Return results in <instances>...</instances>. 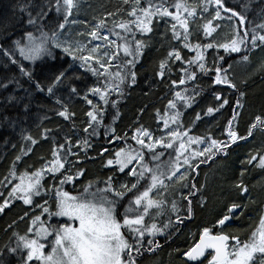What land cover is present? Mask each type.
Wrapping results in <instances>:
<instances>
[{
	"label": "snow or ice",
	"instance_id": "snow-or-ice-1",
	"mask_svg": "<svg viewBox=\"0 0 264 264\" xmlns=\"http://www.w3.org/2000/svg\"><path fill=\"white\" fill-rule=\"evenodd\" d=\"M81 2L82 0H54V2L41 0L39 4L25 5L21 11L27 12V25L31 26L38 35L33 31L26 32L23 40H13L9 48L0 46V55L6 58L8 63L17 65L21 76L29 80L32 79L31 72L15 58L17 52L23 60L35 62L45 55L52 56L53 48H60L63 53L72 57L74 62H79L81 68L92 72L97 78V85L88 88L83 96L90 106V110L86 113L88 124L83 131L93 137L98 134V129L102 126L104 109L93 104L89 94L98 97L105 106L111 103L113 108L116 107L118 101H110V95L113 92L122 95L123 85L128 82L133 85L136 83L135 64L147 47L143 39H137V34L143 37L152 33L154 21L156 24L164 21L166 28H170L172 38L181 42L183 49L195 52L194 57L186 60V66L185 58L182 57L179 49L169 51L167 58L159 63L157 75L163 79L166 73L171 75L172 65L181 62L179 80H171L172 86L196 81L197 71L192 70L193 66H196L202 75L214 73L215 78L212 81L214 85H229L235 88L227 74L231 65L228 69L224 68L220 63L224 60V56H219L218 50L223 49L225 53L237 54L241 53L242 49L246 53L257 48L264 50V23L255 24L254 21L247 19V5H244L241 11H236L234 6H226V0H201L199 5H189L184 0H175L174 3H169V0H144L145 6H141V0H122L123 5L130 6V11L125 13L121 7L115 12H108L107 16L113 18L109 27L104 19L90 26L85 21H77L73 18L74 13L79 15ZM170 8H174L175 11H170ZM210 8L214 9V15L207 18L206 22L198 23V20L205 19V14H209ZM53 11L54 17L51 15ZM118 15H126L128 19L117 20L115 17ZM258 18L264 19V8L261 9ZM225 19L233 24V29L225 42H218L214 33L220 28V21ZM78 23L89 30L86 33L75 34L68 31ZM246 24L247 28L244 27ZM190 26H194L197 39L202 32L204 38H210L209 42L191 44L189 39L193 36V31H190ZM45 28L48 30L45 31ZM110 36L113 38L110 39ZM85 37L90 38L87 44L82 43ZM209 49L217 51V57L213 58L211 68L205 62V53ZM242 59L248 61L249 55H243ZM117 61L122 62L116 63ZM113 65H115V71L112 70ZM66 79H79V77L66 78V73L60 72L47 87L48 95L55 96L58 86L64 84ZM12 83L20 87L19 81L14 76H0V89H6ZM35 87L39 91H44L38 82L35 83ZM188 93L187 88L183 91H175L173 99L168 100L164 114L162 116L157 114L158 125L160 122L163 123V129L158 127L161 132L159 136L143 126L136 127L130 137L127 134L123 137L117 136L115 130H111L109 143L115 140L120 141L124 146L115 150L114 158L107 159L106 164L117 166L120 174L134 181L120 183L118 187L114 185V179L110 176L106 181H98L96 184L89 181L76 195L65 190L64 186L84 175L85 170L77 168L78 159H69L77 156V153L72 151L70 136L65 134L63 143L55 138V134L62 129H44V138L47 139L49 136L53 138L51 159L44 160L39 168L30 170L31 166H29L18 173L17 164L33 151L31 146L38 143L32 135H22V140L26 142L25 147L21 148L20 154L15 156L8 174L0 180V187L11 185L7 197L0 192V198L3 199V203H0V213L4 212L15 199L22 200L25 205H33L34 198L43 199L44 196H48L52 205H49L47 199L43 200L42 204L36 205L41 209L40 214L33 215L31 224L24 235L13 232L15 244L12 246L10 242L5 245L7 253L16 256L20 264H33V262L38 264H139V258L145 251L152 252L158 248L159 242L154 238L158 234H164L167 228L173 226L178 228L183 223V218L179 214L177 203L173 201L171 212L176 217L174 222L169 219L163 226H158L156 222L146 224L145 218L150 215V210L154 209L158 215H161L167 203L165 199H152L150 193L153 190L159 193L161 189L167 191L170 185L178 186L176 190L181 193V201H187L189 205L186 213L190 218L191 200L184 196L183 192L189 188L198 191L195 183H188L191 172L194 171L193 165L197 160L200 163L211 161L217 153H225L231 143H235L238 139H246L232 129L237 116L235 111L232 119L228 121V141H221L210 135L203 137L189 135L182 124V112L178 104L186 108L191 107L195 103V97L199 96L200 90L194 87L191 89L192 94ZM78 94L79 90L76 87L70 88V97ZM8 99L18 98L9 96ZM215 99L223 100V102L218 108L208 107L204 116L218 112L228 104V100L223 99L219 94L215 96ZM53 104L55 107L50 110L65 121L75 116L61 97H57ZM237 106H239V100H237ZM24 111L27 114L29 104L24 105ZM201 118V114L197 113L195 120L199 121ZM7 119L5 117V120ZM43 119L46 120L48 117L45 116ZM258 126H264V118L260 116H257L249 127L248 136H252L254 129ZM104 131L107 135L109 129L105 127ZM129 140L134 141L136 147L129 144ZM79 143L80 141H77V145ZM84 144H89L87 139L84 140ZM13 147L15 148V145ZM108 152L107 148H102L99 155L103 156ZM257 159L259 160L257 167L264 170V156L258 158L252 155L244 163L252 164ZM46 177L52 181L47 186L43 182ZM99 183L105 186L99 187ZM236 188L242 196L248 193V188L244 186L242 179ZM195 191L189 192V196L195 195ZM125 200H127L126 205ZM246 207L245 204H231L227 208V214H224L216 223L224 226L227 221L236 217L237 211L243 214ZM45 214L47 218L42 219ZM53 217H66L67 221L51 223ZM215 227V225L212 229L204 227L198 242L183 252V256L187 257L188 261H199L201 257L207 259L205 254L211 250L209 252L211 259H208L207 264H264V215L259 217L258 226L247 240L239 239L236 234H224L222 229L213 234ZM46 249L50 250L46 251ZM3 252L4 249H0V264H6Z\"/></svg>",
	"mask_w": 264,
	"mask_h": 264
},
{
	"label": "trees",
	"instance_id": "trees-1",
	"mask_svg": "<svg viewBox=\"0 0 264 264\" xmlns=\"http://www.w3.org/2000/svg\"><path fill=\"white\" fill-rule=\"evenodd\" d=\"M40 2L41 0H0V46L9 48L13 40H23L26 32L33 31L35 33V30L27 25V12L21 11V8L27 4H39ZM174 2L175 0H169V3ZM184 2L189 5H199L201 0H184ZM244 5L248 6L246 13L248 20L254 21L255 24L264 23V19L258 18L261 9L264 8V0H226V6H234L236 11H241ZM141 6H145L144 0H141ZM121 7L125 13L130 11V6L123 5L122 0H82L79 15L74 13L73 18L77 21H85L90 26L100 19H104L111 27L113 18L108 17L107 13L115 12ZM170 11L175 10L170 8ZM197 14L199 17V8ZM51 15L55 16L54 11ZM211 15H214L213 8H210L209 14H205V19L198 20V23L206 22V19L210 18ZM115 19H128V17L118 15ZM60 21L62 22V17H60ZM220 25V28L214 33V37L218 42H225L232 32L233 24L225 19L220 21ZM244 27L247 28L248 25L246 24ZM47 30L45 28V31ZM88 30L83 24L78 23L77 26L68 31L75 34L86 33ZM190 31H193V36L189 39L191 44L209 42L210 38H204L202 32H200L199 39L195 37L194 26H190ZM35 34L38 35V33ZM112 38L110 36V39ZM89 39L85 37L82 39V43L87 44ZM137 39H143L147 47L135 64L136 83L133 85L128 82L123 85L122 95L116 92L111 93L109 99L110 101H118L116 107L113 108L111 103L105 106L98 97L89 94V99L93 100V104L104 109L102 126L98 129V134L95 137L83 131L88 124L86 113L90 110V106L83 99V96L88 88L97 85V78L92 72L81 68L79 62H74L72 57L63 53L60 48H53L52 56L45 55L35 62L23 60L17 52L15 58L31 72L32 79L29 80L27 77L21 76L17 65L8 63L6 58L0 55V76H14L20 85L17 87L15 83H12L6 89H0V180H3L8 174L15 156L20 154L21 148L25 147L26 142L22 140V135L30 134L38 143L31 146L33 151L24 156L22 161L17 164L18 173L29 168V166H31L30 170L39 168L44 160L51 159V150L54 146L53 138L49 136L45 139L43 135L44 129L49 128L53 130L62 129L55 134V138L61 143L64 142L65 134L70 136L72 151L77 153V156L69 159H78L77 168L85 170L84 175L75 178L72 183L64 186L66 191L76 195L79 190H82V186L89 181L96 184L98 181H106L110 176L114 179V185L118 187L119 183H123V180L128 179V177L120 174L116 166H108L106 161L113 158L115 150L124 144L115 140L109 143L111 130L114 129L116 135L120 137L125 134L130 137L135 128L140 126L153 133H161L158 127L163 129V123L160 122L158 125L157 114L159 113L161 116L164 114L168 100L173 99V93L187 88L188 94L191 95V89L198 88L200 94L195 97V103L191 107L186 108L178 104V108L182 112L184 129L196 137L210 135L212 138L228 141V121L232 119L235 111L237 116L232 129L246 139H238L235 143H231L225 153L216 155L213 160L206 162L207 165L198 162L199 166H195L197 173L193 180L196 182L201 180L204 184L206 180L207 183L205 191L203 190L201 196L199 195L194 206L192 204L191 217H187L186 210H183L180 215L184 216L182 217L185 221L183 228H178L172 234L169 242L158 240L159 247L155 249L153 254L148 255V252L145 251L139 258V264H194L185 260L183 252L187 251L197 241L200 228L209 227L212 229L215 225L217 231L222 229L225 234H236L239 239L245 240L248 239L252 230L259 223V217L263 213L264 181L262 180L264 177L261 175L262 172L257 169L255 161L252 164L244 162L251 157L250 150L257 147V141L264 142V131L262 130L264 126H258L257 135L252 138L248 136L247 132L248 126L253 124H248L249 120L255 121L257 116L264 118V67H261L264 65V50L261 49L254 53L247 65L239 63V60L243 55H249L252 51L246 53L242 49V52L237 54L225 53L223 49L218 50V55L224 56V60L220 61L224 68L228 69V66L231 65L227 74L235 88L229 87V85H214L212 83L215 78L214 73L202 75L196 66L192 68L193 71H197L198 79L196 81L172 86L171 80H179L181 62L172 65L171 75L166 73L163 79L157 75L159 63L167 58L169 51L179 49L182 57L185 58L186 66V60L194 57L195 52L183 49L182 43L172 38L170 28H166L164 21L158 24L154 21L153 32L143 37L137 34ZM121 56H123L122 52ZM214 57H217V51L215 49L207 50L205 62L209 68L212 67ZM121 62L117 61L116 63ZM112 70L115 71V65L112 66ZM60 72H65L66 78L79 77V79H66L64 84L58 86L56 95L50 97L47 93V87ZM37 82L44 91L36 89L35 83ZM71 87H76L79 94L70 97L69 90ZM217 94L221 95L223 99H227L228 104L220 111L204 116L208 107L218 108L219 104L223 102V100L216 101L215 96ZM9 96L18 99L9 100ZM57 97H61L63 101L67 102L70 112L75 113L72 119L65 121L50 110L55 107L53 101ZM237 100H239V106H237ZM25 104H29L27 114L24 111ZM197 113H200L202 117L199 121L195 120ZM45 116L48 119H43ZM5 117L8 119L5 120ZM105 127L109 129L107 135L104 131ZM86 139L89 142L88 145L84 144ZM77 141H80L79 145H77ZM128 143L136 147L134 141L129 140ZM102 148H107L109 152L103 156L99 155ZM242 172L243 176H241ZM241 179L244 186L248 188V193L243 194V196L236 188ZM43 182L45 186L52 183L48 177ZM98 186L104 187L105 185L99 183ZM10 190L11 185L0 187V192L3 193L4 197H7ZM195 196L192 195L190 199H195ZM128 198L131 199V197ZM45 199L49 200V205H52L48 196H44L43 199L34 198L33 205H25L22 200L15 199L11 201L4 212L0 213V249H4L3 259L6 264H20L16 256L7 253L5 245L11 242V245L14 246L13 232L20 235L26 233L33 215H39L41 212V209L37 208L36 205L42 204ZM0 203H3L2 198H0ZM233 203L245 204L247 207L243 210V214L237 211L236 217L231 219L229 227L224 226L230 228L227 232L224 227L223 229L216 222L224 214H227V208ZM124 204H127V200L124 201ZM183 206L188 208L187 201L183 202ZM121 211H123L122 208ZM46 216L47 214L42 216V219H46ZM54 220L52 219L50 222L61 221L59 219ZM203 261H201L202 264ZM33 264H38V262H33Z\"/></svg>",
	"mask_w": 264,
	"mask_h": 264
},
{
	"label": "rangeland",
	"instance_id": "rangeland-1",
	"mask_svg": "<svg viewBox=\"0 0 264 264\" xmlns=\"http://www.w3.org/2000/svg\"><path fill=\"white\" fill-rule=\"evenodd\" d=\"M175 10V9H174ZM261 50V48H257V49H255L254 51H252L250 54H249V60L248 61H243V59H242V57H241V60H239V63H242V64H249L250 63V59H251V56L254 54V53H256V52H258V51H260ZM254 121H251V120H249L248 121V124H252ZM248 129H249V126H248V128H247V132H248ZM257 128H255L254 129V131H253V135L252 136H250V138H252L254 135H257ZM261 130V129H260ZM262 130L264 131V127L262 128ZM262 130H261V132H262ZM161 133H154V135H157V136H159ZM189 134V133H188ZM189 135H191V136H193V137H196L195 135H193V134H189ZM250 141V140H249ZM195 147V146H194ZM116 150H118V149H116ZM251 151V156L252 155H256L257 153H259V155H256L258 158H259V156H264V142L262 143V142H259V141H257V147L255 148V149H251L250 150ZM218 154H223V153H217V155ZM113 158H114V155H113ZM251 158V157H250ZM249 158V159H250ZM198 162H199V160H197L196 161V163L193 165V168H194V171L193 172H191V179L188 181V183L189 184H192V183H195V185H196V189H198V191H195V190H193V189H191V188H189V189H187V190H185L184 192H183V195L184 196H187L188 197V199H190V197L191 196H189V192H192V191H195V195L197 194V196H195V199H190L191 200V207H192V204H193V206H194V202L196 201V200H198L199 199V195L202 193V191L204 190L205 191V188H206V180H205V184H204V182H201V180L199 181V182H196V181H194L193 180V178H194V176L196 175V173H197V171H195L196 169H195V166L196 165H198ZM256 164H258V162H259V160L257 159L256 161ZM206 165L208 164V163H205ZM205 165V166H206ZM115 166V165H114ZM117 167V166H116ZM118 169V168H117ZM258 170H260L261 172H262V174L261 175H263V177H264V170H262L261 168H257ZM262 181H264V180H262ZM130 182H134V181H130V179L128 178V179H124L123 180V183H130ZM120 184V183H119ZM177 187L178 186H175V185H170L169 186V188L167 189V191H165V190H163V189H161L160 190V192L159 193H157L156 192V190H153V192L152 193H150V197L152 198V199H165L166 201H167V203H166V206H165V208H164V210H163V213L161 214V215H158L157 214V211L156 210H150V215L149 216H147L146 218H145V223L146 224H151L152 222H156L157 223V225L158 226H163V224L164 223H166L169 219H171L173 222L175 221V219H176V217H175V215L171 212V206H172V202L173 201H175L176 203H177V207H178V211H179V214L181 215L182 214V211L183 210H186V208H185V206H183V202L184 201H181V199H180V196H181V193L180 192H178L176 189H177ZM141 190H143V188H141ZM71 194V193H70ZM73 195V194H72ZM75 195V194H74ZM201 196V195H200ZM263 204H264V202H263ZM188 207H189V205H188ZM222 210H224L223 209V207H222ZM262 215H264V209H263V213H262ZM47 217V216H46ZM181 217H184V216H181ZM153 218H155V220H153ZM53 220L54 219H59V220H61L60 221V223H63V222H65V221H67V218L66 217H53L52 218ZM217 219H218V217H217ZM216 220V219H215ZM55 221V220H54ZM51 222V223H56V222ZM69 222H71V221H69ZM77 223V225H78V222H76ZM184 223H185V221H183V226H184ZM30 224H31V222H30ZM259 224V223H258ZM258 224H257V226H258ZM256 226V227H257ZM256 227L253 229V230H255L256 229ZM178 228H181V226H179ZM178 228L177 227H170V228H167V229H165L164 230V234H158L154 239L155 240H161V241H164V240H166V239H171L172 238V234H174L177 230H178ZM202 230H203V228H200V232H199V234L202 232ZM252 230V231H253ZM251 234V233H250ZM190 237V236H189ZM150 238V237H149ZM50 249H46V251H49ZM155 251V249L152 251V252H148V255H150V254H153V252Z\"/></svg>",
	"mask_w": 264,
	"mask_h": 264
},
{
	"label": "flooded vegetation",
	"instance_id": "flooded-vegetation-1",
	"mask_svg": "<svg viewBox=\"0 0 264 264\" xmlns=\"http://www.w3.org/2000/svg\"><path fill=\"white\" fill-rule=\"evenodd\" d=\"M230 223H231V219H230V221H227V222L225 223L224 226L229 227ZM180 226H181V228H183V223H182ZM224 226H220V227L223 228ZM224 228H225V227H224ZM224 228H223V229H224ZM229 229H230V228H225V231L228 232ZM216 231H217V228L214 229L213 234H214V232H216ZM231 231H232V230H231ZM223 233H224V232H223ZM231 233H232V232H231ZM245 240H247V239H245ZM156 241H158V240H156ZM164 241H165V242H169L170 239H166V240H164ZM158 242H159V241H158ZM155 249H157V248H155ZM206 257H207V259H205V258L203 257L201 260H199V261H197V262H190V263L197 264V263L200 262V264H201V261L204 260V261H203V264H207L208 259H211V256L209 255V252L206 254ZM188 262H189V261H188Z\"/></svg>",
	"mask_w": 264,
	"mask_h": 264
},
{
	"label": "water",
	"instance_id": "water-1",
	"mask_svg": "<svg viewBox=\"0 0 264 264\" xmlns=\"http://www.w3.org/2000/svg\"><path fill=\"white\" fill-rule=\"evenodd\" d=\"M224 234H225V233H224ZM198 240H199V236H198L196 242H198ZM196 242H195V243H196ZM208 252H211V250H208ZM208 252H206V254H207ZM206 254H205V255H206ZM184 258H185V260H187V257L184 256ZM202 258H203V257H201L200 260H201ZM187 261H188V260H187ZM189 262H197V261H189Z\"/></svg>",
	"mask_w": 264,
	"mask_h": 264
}]
</instances>
